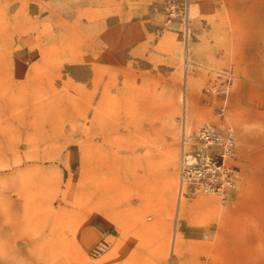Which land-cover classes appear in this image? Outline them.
<instances>
[{"label": "rangeland", "instance_id": "obj_1", "mask_svg": "<svg viewBox=\"0 0 264 264\" xmlns=\"http://www.w3.org/2000/svg\"><path fill=\"white\" fill-rule=\"evenodd\" d=\"M163 10V0H0V264H264V0H191L188 37ZM91 42L107 52L103 136L88 119ZM214 83L226 93L206 92ZM220 105L237 139L235 188L182 199L178 215L182 122L219 123ZM167 121L178 125L173 176L159 149ZM150 147L155 176L139 179ZM107 166L106 213L93 216Z\"/></svg>", "mask_w": 264, "mask_h": 264}, {"label": "built area", "instance_id": "obj_2", "mask_svg": "<svg viewBox=\"0 0 264 264\" xmlns=\"http://www.w3.org/2000/svg\"><path fill=\"white\" fill-rule=\"evenodd\" d=\"M165 24L179 22L182 34L188 37L191 0H163ZM206 92L226 93L225 87L218 84L206 88ZM224 106H218L216 115L219 123L205 124L188 132L182 122L180 135V153L178 158L179 200L197 194L217 195L226 199L236 185L237 170L236 134L233 125L225 120ZM109 246L107 241L96 244L91 255L104 252Z\"/></svg>", "mask_w": 264, "mask_h": 264}, {"label": "bare ground", "instance_id": "obj_3", "mask_svg": "<svg viewBox=\"0 0 264 264\" xmlns=\"http://www.w3.org/2000/svg\"><path fill=\"white\" fill-rule=\"evenodd\" d=\"M100 32H101L100 36L104 38L106 35V30H102ZM89 49H90L89 54H88V61H89V68L88 69L89 70H88V74H87L88 75V83L90 86V90L88 91V103H89V105H88V112H89L88 113V119H89L90 125L93 128V135L101 134V136H103L105 121H106V117L108 116L107 115L108 114V112H107V110H108V108H107L108 93H107V85H106V81H105V71H106V69H105V56H106L107 52H106V47L99 46V45L95 44V42H93V43L91 42ZM188 64H189L188 57L185 56V59H184L185 70H187ZM151 92L152 93L149 94V96L147 97V100H145L143 102L145 112H149V113L154 111V102H155L154 97H153L154 92L153 91H151ZM184 104H185L184 114L187 115L186 97L184 98ZM144 119L150 123L152 121V116H150V114L145 115ZM183 122H185V121H183ZM147 128L149 131H151L154 129V126L152 124H149L147 126ZM156 138H157V136H156ZM148 140H149V142L153 143L154 142V136L148 137ZM96 168H97V164L95 166V173H94L95 180H97L98 176H99L97 174ZM13 177H14L13 178V189L16 190L17 195H19L20 190L26 186L27 182L23 179V177L20 173L16 174ZM147 177L152 178L151 174H148ZM103 182H104V180H103ZM96 185H97V183H95V187L92 188V192H91V198H92V202H93V205H92L93 216H96L97 214L104 215L106 213V200H107L106 199L107 198L106 189L103 185H101V188H99ZM22 197H23V200H26L27 195L23 194ZM185 209H186L185 203L182 202L181 200H179L178 205H177V214L179 215ZM48 214L52 216V213H48ZM49 232L55 233L53 228H50ZM9 233H8V235H9ZM84 234L86 235V232ZM8 235H5V236L7 237ZM48 241L51 242V239H49ZM48 241H45V242L43 241V243L46 244V247H48L49 249H51V248L55 249V247L58 246V244L55 243L56 241L52 242L51 243L52 245H50V243ZM12 249L14 250L16 248L12 247ZM14 251H16V250H14ZM78 252H79L80 260L84 263H88L89 260L86 257V254L83 252V249L82 250L80 249ZM6 258L8 259L10 264L18 262V261H16V259L14 257L12 259L10 257H6Z\"/></svg>", "mask_w": 264, "mask_h": 264}, {"label": "crops", "instance_id": "obj_4", "mask_svg": "<svg viewBox=\"0 0 264 264\" xmlns=\"http://www.w3.org/2000/svg\"><path fill=\"white\" fill-rule=\"evenodd\" d=\"M165 124H166L168 131L166 132V136L161 140L159 144L160 146L159 149L164 150L165 152L168 153V155L165 154L168 163L165 165L163 169L164 174L166 176H173V173H174L173 164H174L175 157L177 154V145H178L177 144L178 125H177V122H172V121H167ZM156 147H158L157 144H156ZM151 148L153 147L149 148L150 152L148 155H145L144 157L145 160L141 158H139V160L135 159L138 161L139 164L137 163V168L135 169L134 175L138 177L139 179L141 178L142 174H144L145 180H147L148 174H151V177L153 178L155 176L156 168H155L153 160L155 159V156L157 153L155 152V156H154V152ZM136 150L137 148L135 149V151ZM103 152H106L105 142H103ZM159 155L160 157L163 156L161 154ZM141 161H143L144 164L143 163L140 164ZM146 162L148 163L151 162L149 168H147ZM107 170H108V166L107 168H103V180H104L103 186L105 187V189H106V181H107ZM163 170H159L158 174L163 173ZM139 171L142 173H140ZM142 181H143V178H142Z\"/></svg>", "mask_w": 264, "mask_h": 264}]
</instances>
